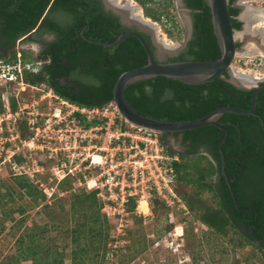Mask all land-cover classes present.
<instances>
[{"label":"trees","instance_id":"1","mask_svg":"<svg viewBox=\"0 0 264 264\" xmlns=\"http://www.w3.org/2000/svg\"><path fill=\"white\" fill-rule=\"evenodd\" d=\"M139 1L145 6V16L159 20L163 15L164 10L146 6L148 0ZM233 1L228 0V13L233 30H239L242 25L237 18L239 8L232 6ZM164 2L166 7L170 4V0ZM185 2L192 11L193 39L178 58L168 61L219 58L220 49L206 0ZM98 3V0H0V56L10 54L7 59L15 61L17 51L14 47L19 38L36 42L37 36L54 32V40L43 43L41 52L49 55V61L37 72L24 70V82L29 85L45 83L63 98L81 105H103L112 99L118 76L145 64L147 56L140 41L133 36L126 37L115 46L104 47L78 35L86 26L83 30L86 38L111 42L119 34L130 30L118 24L115 17L98 9ZM57 11L69 19V25H61L54 20L53 13ZM169 20L173 21L174 26L175 20ZM142 35L151 46L148 36ZM21 56L24 61L28 60L24 50H21ZM227 77L225 72L223 77L218 76L203 84H188L155 76L127 84L124 96L139 113L167 121L192 120L222 106L249 109L254 89L236 87ZM9 101L11 109L16 110L15 96L11 95ZM218 121L228 130L222 144L225 175L221 172L218 151V142L224 136L222 129L206 125L159 136L170 154H176L179 158L173 163V190L185 204L188 213L194 214L210 233L225 235L233 230L264 255V89L257 93L253 114L224 113ZM20 132L23 138L29 136L24 122L20 123ZM169 134L181 135L184 152L171 150L166 140ZM15 159L18 162L24 160L20 155H16ZM40 164L45 168L49 166L46 162ZM38 179L49 182L48 170L36 173L32 179L27 175L12 174V181L19 192L29 197L35 206L40 204L48 208L50 204L39 187ZM76 182V177L63 179L58 189L64 194L53 199L69 197L73 216L79 215L78 219L74 218L77 220L70 230V242L73 244L70 264H102L95 259H103L106 254L108 218L100 211L102 203L97 191L86 190L85 186H79ZM206 192L210 194L209 199L204 197ZM12 193L11 187L5 192L0 190V206L4 204V199L11 198ZM137 199L135 196L128 199L127 211L132 217H140L133 212ZM150 207L155 213L164 211L167 219L169 210L173 208L167 206L156 193L152 194ZM15 211L20 215L23 213L21 207ZM179 221L182 224L184 217ZM17 224L23 225L21 217ZM60 227L61 224L54 222L50 226L47 223L33 224L30 230L18 235L15 253L10 258L15 264L28 260L32 264H63L64 252L56 246L58 234H51ZM82 239L88 242L83 244ZM144 246L143 243L140 249L131 252L140 253ZM130 248V245L126 246L129 253L124 257L127 260L134 257Z\"/></svg>","mask_w":264,"mask_h":264},{"label":"built area","instance_id":"2","mask_svg":"<svg viewBox=\"0 0 264 264\" xmlns=\"http://www.w3.org/2000/svg\"><path fill=\"white\" fill-rule=\"evenodd\" d=\"M33 63L39 65L38 61H24L21 51L16 52L15 61L0 56V85L17 90L16 110L2 94L0 165H7L13 175L31 179L48 170L49 182L37 180L47 202L64 194L58 189L59 182L76 177L77 185L97 191L100 211L107 218H118L119 226L129 215L131 196L138 198L133 211L137 215L145 213L140 208L142 201L148 210L153 193L174 207L178 197L172 187L173 163L179 158L170 154L160 135L126 122L111 101L89 107L63 98L49 86L42 89L25 83L24 70L38 71ZM28 87L41 93L28 100L24 95ZM22 122L29 132L26 138L21 136ZM28 154L35 155L30 162L25 158ZM16 155L24 160L16 161ZM40 162L49 166L45 168ZM116 230L122 233V228L117 226Z\"/></svg>","mask_w":264,"mask_h":264},{"label":"rangeland","instance_id":"3","mask_svg":"<svg viewBox=\"0 0 264 264\" xmlns=\"http://www.w3.org/2000/svg\"><path fill=\"white\" fill-rule=\"evenodd\" d=\"M126 0H123V4ZM142 9L143 16L152 22L156 23L154 30L157 36L162 39L164 46L171 45L165 49L164 53L172 56L174 52L178 51V43H181L183 37V29L186 15L178 5L177 0H170V4L165 6L164 0H148L145 4L148 7L156 8L157 10H164L163 15L159 20H153L145 16V6L139 0H133ZM146 1V0H145ZM244 0H236V4H240ZM244 6L240 7L239 18L242 21V30L235 32L237 38L238 50L246 48L253 43L250 38H245L249 34V22L245 20V9L254 6L257 8H264V0H245ZM248 5V6H245ZM242 6V5H241ZM137 12V10H135ZM247 11V10H246ZM168 19V20H166ZM174 19V26L172 20ZM248 22V23H247ZM264 25V24H263ZM156 28V29H155ZM246 33V35H245ZM253 34V32H251ZM165 39V40H164ZM243 39V40H242ZM239 40V41H238ZM167 43L168 45H165ZM163 46V45H162ZM172 49H169V48ZM39 47L34 42L22 41L19 38L14 47L15 51L24 50L26 52V62H37L36 52ZM160 51V50H159ZM168 51V52H167ZM159 52V57L164 56ZM244 53V52H242ZM246 54V53H245ZM242 54L236 56L232 65L236 69H245L247 72L255 70L260 72V77H264V56L254 54ZM245 55V56H244ZM7 54L4 58H9ZM34 67L39 66L33 63ZM38 88L45 89L47 84L41 83L35 85ZM24 94L28 100L33 96L41 93L38 89L28 87ZM0 102L3 98L7 100L11 95H15L17 90L12 86L0 85ZM177 137L170 136L169 144L173 152L181 151L182 148L177 142ZM169 144H167L169 146ZM185 150H183L184 152ZM34 154L26 155L28 162L32 160ZM8 187H11L13 193L10 199H4V204L0 206V264L8 263L15 264L10 258L16 249L15 240L19 234H24L30 230L33 224L42 225L47 223L49 226L52 222L61 224V227L53 231L52 235H57L56 246L58 250H63L64 256L63 264H70V251L73 244L70 242V230L74 223L79 218L76 214L74 217L72 210H70V199L65 197L59 200H51L48 202L50 207L44 208L41 205L35 206L29 197L24 193L19 192L18 188L12 181V172L7 165H0V190L5 192ZM21 194V195H20ZM177 195V194H176ZM178 197V196H177ZM204 197L210 198L209 193H204ZM6 200V201H5ZM142 208L147 215H139L140 217L128 215L126 220H122L119 226V219L110 215L108 218L109 237L107 243L106 254L103 259L99 257L95 259L97 263L102 264H264V255L252 244H248L244 238L233 230H229L227 234L218 235L210 233L208 228L200 222L192 213H188L185 204L178 198V202L168 212L172 215L168 219L164 215V211H152L149 206L148 210L143 206ZM22 208L23 213L20 215L15 210ZM182 211V212H181ZM168 213V214H169ZM23 219V225L17 224L19 218ZM184 217V222L180 224V219ZM77 218V219H74ZM122 228V233L118 234L116 227ZM123 226V227H122ZM181 226V234L176 227ZM49 233V234H50ZM83 244L87 243V239H82ZM144 243V248L140 253H133L131 250L140 249ZM130 245V252L134 254L133 259L127 260L124 254L129 253L126 246ZM20 264H32L31 261H22Z\"/></svg>","mask_w":264,"mask_h":264},{"label":"water","instance_id":"4","mask_svg":"<svg viewBox=\"0 0 264 264\" xmlns=\"http://www.w3.org/2000/svg\"><path fill=\"white\" fill-rule=\"evenodd\" d=\"M106 2H108V0H106ZM206 2L210 9L213 33L220 49V57L215 60L160 61L157 56H155L151 46L147 43L139 31L129 30L127 32H123L111 42L88 39L83 35L84 29L78 35L90 43L99 44L104 47L115 46L129 36L136 37L146 52L147 62L139 67L126 70L118 76L112 90L113 96L110 101L116 106L121 118L126 122L137 127L155 131L159 135L191 130L193 128L206 125H214L222 129L224 131V136L218 142V151L221 159V172L225 175L222 144L228 135V130L221 122L218 121V119L224 113H235L240 115L253 114L256 106L257 93L264 89V77L256 79L255 81L253 80L254 82L251 84H246V82L244 83L238 78V72L232 65V62L240 51L238 50L235 32L232 28L231 19L228 13V0H206ZM116 3L119 4L117 1ZM243 5V2H240L239 6L243 7ZM181 7L189 10L186 6ZM124 8L128 10L130 16L134 17L135 20H128L127 16L123 12ZM115 9L116 12L120 13L123 24L128 26L135 25L138 29L151 30V28L145 27L147 24L152 25L150 21L147 22L143 16L137 15L135 8L127 1H125L121 7L117 6ZM151 31L153 32L155 43L158 45L159 49L160 47L162 48L164 46L163 41L157 36L156 31ZM242 49L243 47L241 48V51ZM40 60H48V56L44 55L40 58ZM225 72L228 74L227 80L236 87L247 90L254 89L251 95V107L249 109L242 110L235 107L222 106L192 120L167 121L139 113L129 105L124 96L126 85L139 79L165 76L188 84H203L215 79L218 76L223 77ZM234 77H237L241 81H236Z\"/></svg>","mask_w":264,"mask_h":264},{"label":"flooded vegetation","instance_id":"5","mask_svg":"<svg viewBox=\"0 0 264 264\" xmlns=\"http://www.w3.org/2000/svg\"><path fill=\"white\" fill-rule=\"evenodd\" d=\"M98 1H99V3H98L99 4L98 9L101 8V10L104 13L108 14L110 17H115L117 19L118 24H120V25H122V26H124V27H126V28H128L130 30L139 31L141 34H144V35L148 36V40H149V42L151 44V48H152L155 56H157L158 60H160V61H168L169 59L178 58L179 55L187 48L188 43L193 39V17H192V11H191L190 8L187 7L185 0H177L179 7L182 9V11L184 12V14L186 15L185 23H184L185 25H184V29H183L184 31H183V34H182L183 37L180 40L181 43H178V51L174 52V54L172 56H169L168 54H165L163 52L164 54H162V55L164 56V58H160L159 57V47H158V45L154 41L153 32L151 30L138 29V27L135 26V25L128 26V25L123 24V22L121 20L120 13H118V12L115 11L116 10L115 8L117 6H120V7L122 6V4L120 2L118 4L114 0H108V2H106V0H98ZM235 1L236 0H234L232 2V6H235V7L239 8V13L237 14V18L241 21V19L239 18V14H240V10L241 9H240L239 4H236ZM181 6H186L189 10L184 9ZM245 6H248V5H245ZM251 7L257 8V7H254V6H251ZM259 9H261V8H259ZM53 18H54V20L56 22H58L61 25H69V21H68L69 19L66 16H64L62 13H60L59 11L53 13ZM241 23H242V21H241ZM249 27L251 28L252 25L249 26ZM85 28H86V26H84L81 29V31L83 29H85ZM242 29H243V27L241 25V27H240L239 30H242ZM239 30H234V32H237ZM247 31H249V30H247ZM262 32L264 34V27H263ZM247 36L249 38V35H247ZM247 36L245 38H247ZM54 38H55V33L54 32H47V33H44V34H42L40 36H37L35 38L36 39V42H34V43H36L38 45V47H39L38 51L36 52V61L39 62L38 71L41 69V67L43 66V64L47 63L49 61V59H50L49 58V55L42 54L41 53L42 52V49L44 47V44L43 43L50 42V41L54 40ZM27 42H30V41H27ZM236 42H237V38H236ZM263 46H264V42H263ZM44 55H47L48 56V60L41 61L40 58L43 57ZM170 136H173V135L169 134V135L166 136L167 144H169V142H170L169 141V137ZM175 137L178 138L177 139V142H178L179 146L182 148L181 151L185 150V147L182 146V144H181V135L179 134V135H177ZM169 146H171V145L169 144Z\"/></svg>","mask_w":264,"mask_h":264},{"label":"bare ground","instance_id":"6","mask_svg":"<svg viewBox=\"0 0 264 264\" xmlns=\"http://www.w3.org/2000/svg\"><path fill=\"white\" fill-rule=\"evenodd\" d=\"M114 1L115 2L117 1V2L121 3L123 0H114ZM126 1L129 4H131L135 8V10H137V12H136L137 15L143 16L142 9L139 7V5H137L135 3V1H133V0H126ZM123 12L127 16L128 20H131V21L135 20L134 17L130 16V14H129L127 9L124 8ZM244 16H245V20H247L249 22V26L252 25V27L249 28L250 32H249L248 35H249L250 40H253V43L249 44L246 48H243L242 51H240L237 55L241 56L242 54L246 53V54H254V55H262V56H264V46H263L264 34L262 32L263 27H264V25H263L264 24V9L249 7V9H245ZM143 18L147 22L150 21V23L152 24V25H149V24L145 25L146 28H154L156 26L155 22H152L151 20L145 18L144 16H143ZM251 32H253V34H251ZM245 35H246V33H245ZM160 40H162V39H160ZM165 45H168V44L165 43ZM169 46H171V45L163 46L162 48L160 47V49H159L160 51L159 52L163 53L165 51V49L167 50V48ZM171 47L169 49H172ZM242 52H244V53H242ZM236 70L238 72L237 73V75L239 76L238 78L241 79L244 83L246 82V84H251L256 79L263 78V77H260V72L255 71V70H251L250 72H247L245 69H241V68L240 69H236ZM238 78L234 77V79L236 81L239 80ZM241 80H239V81H241ZM94 159L98 160V157H95ZM142 202L144 203L143 206L145 208H147L146 202L145 201H142ZM142 202L140 203V208H141V210L143 212H146L142 208ZM177 228L179 229V234H181V231H182L181 226H177L176 229Z\"/></svg>","mask_w":264,"mask_h":264},{"label":"crops","instance_id":"7","mask_svg":"<svg viewBox=\"0 0 264 264\" xmlns=\"http://www.w3.org/2000/svg\"><path fill=\"white\" fill-rule=\"evenodd\" d=\"M244 1H245V0H244ZM244 1H243V2H244ZM243 4H244V3H243Z\"/></svg>","mask_w":264,"mask_h":264}]
</instances>
